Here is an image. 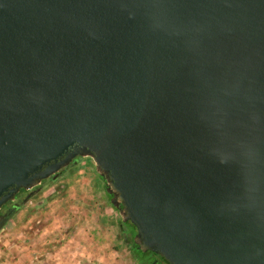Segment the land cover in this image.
Instances as JSON below:
<instances>
[{"label":"water","instance_id":"1","mask_svg":"<svg viewBox=\"0 0 264 264\" xmlns=\"http://www.w3.org/2000/svg\"><path fill=\"white\" fill-rule=\"evenodd\" d=\"M76 156L143 253L264 264V0H0V209Z\"/></svg>","mask_w":264,"mask_h":264},{"label":"rangeland","instance_id":"2","mask_svg":"<svg viewBox=\"0 0 264 264\" xmlns=\"http://www.w3.org/2000/svg\"><path fill=\"white\" fill-rule=\"evenodd\" d=\"M19 205L0 231V264H136L91 158Z\"/></svg>","mask_w":264,"mask_h":264},{"label":"flooded vegetation","instance_id":"3","mask_svg":"<svg viewBox=\"0 0 264 264\" xmlns=\"http://www.w3.org/2000/svg\"><path fill=\"white\" fill-rule=\"evenodd\" d=\"M63 158L64 157H62L61 159ZM82 159L83 158L76 156L75 158L71 160L69 164H67L66 166L60 167L56 172H54L48 178L41 180L38 186H36L34 189H40V188L42 189L46 185V183H51V182H55L59 180L60 178L65 176L67 172L71 170V168L75 167L78 164V162L81 161ZM53 177H56L55 180L52 179ZM28 193L29 191L19 190V192H17L14 195L13 200L8 201L6 204H4L0 209V221L3 217L5 218L8 217L12 212H14V215H15V213L19 210V208H17L16 210H13V209L16 206H19V203L22 202L23 198ZM107 199L108 201H110L111 197L107 196ZM110 206L119 215L117 219V225L120 231V235L122 237L124 244L129 248L130 252L132 253L136 264H169L162 256L158 254H153L150 252L143 253L142 251L138 250V246L134 242V236L136 234V229L129 221L123 222L121 213H120L122 209V205H119L118 209L113 208L111 204Z\"/></svg>","mask_w":264,"mask_h":264},{"label":"crops","instance_id":"4","mask_svg":"<svg viewBox=\"0 0 264 264\" xmlns=\"http://www.w3.org/2000/svg\"><path fill=\"white\" fill-rule=\"evenodd\" d=\"M97 176H98V174H97ZM98 179L101 181V179L99 178V176H98ZM101 183H102V181H101ZM101 260H105V258L103 257ZM108 260V259H107ZM106 260V261H107ZM108 264V263H107Z\"/></svg>","mask_w":264,"mask_h":264}]
</instances>
